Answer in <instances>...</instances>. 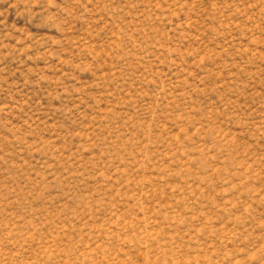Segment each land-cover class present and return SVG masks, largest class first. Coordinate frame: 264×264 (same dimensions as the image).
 <instances>
[{"label":"rangeland","instance_id":"1","mask_svg":"<svg viewBox=\"0 0 264 264\" xmlns=\"http://www.w3.org/2000/svg\"><path fill=\"white\" fill-rule=\"evenodd\" d=\"M0 264H264V0H0Z\"/></svg>","mask_w":264,"mask_h":264}]
</instances>
